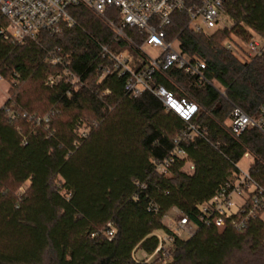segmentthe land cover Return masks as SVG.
<instances>
[{
	"label": "trees",
	"instance_id": "obj_1",
	"mask_svg": "<svg viewBox=\"0 0 264 264\" xmlns=\"http://www.w3.org/2000/svg\"><path fill=\"white\" fill-rule=\"evenodd\" d=\"M223 8L230 29L195 33L186 13L178 12L167 38L187 56L205 60L207 79L223 94L175 68L154 78L197 104L189 123L149 92L127 95L123 78L99 80L95 42L115 53L127 50L134 68L145 64L136 50L143 38L135 30L129 33L135 46L117 43L101 18L79 6L69 10L77 27L62 34H41L23 45L0 37V75L13 85L0 107V264H156L132 255L155 251L157 234L168 232L162 218L171 208L194 217L246 154L248 172L264 188V134L249 128L235 136L229 128L234 106L252 119L260 116L264 55L242 61L226 48L231 36L246 42L251 33L264 34V0H224ZM51 52L69 63L79 83L45 86L47 77L65 69L47 62ZM6 108L48 115V129L34 120L11 122ZM82 125L88 128L83 138ZM189 125L199 135L176 144ZM177 151L186 159L173 156ZM166 158L173 162L165 176L155 163ZM172 249L164 264H264V221L255 218L242 231L228 225L222 233L200 225L191 237L175 238Z\"/></svg>",
	"mask_w": 264,
	"mask_h": 264
},
{
	"label": "built area",
	"instance_id": "obj_2",
	"mask_svg": "<svg viewBox=\"0 0 264 264\" xmlns=\"http://www.w3.org/2000/svg\"><path fill=\"white\" fill-rule=\"evenodd\" d=\"M223 4L224 0H0V37L13 45H23L27 41L37 40L41 34L49 36L62 34L65 29L77 27V22L69 10L79 6L101 18L113 31L117 43L134 45L129 33L135 30L136 34L143 38L141 45L136 46V50L145 59V64L134 68L135 60L127 50L115 53L107 46L95 42L101 59L95 69L99 80L111 75L123 78V89L127 95L138 97L144 92H149L162 102L166 110L189 123L197 111V104L155 84L154 78L175 68L189 77L196 78L198 82L208 83L221 91L216 82L207 79L205 60L187 56L181 52L176 39L169 41L167 38L173 16L178 12L186 13L188 24L195 33L209 35L218 30L230 29L232 23L229 26L223 24L224 19L228 18ZM238 44L236 40H231L226 48L236 54L241 51ZM244 45L250 57L263 56L264 34L253 33ZM144 47L155 50L156 55L149 56L144 52ZM46 60L52 65L64 66L65 69L63 74L47 77L45 86L53 87L63 79L71 85L79 83V77L66 69L69 63L64 62L55 52L49 53ZM2 82L8 87L13 86L12 82L10 84L0 75V83ZM221 93L223 94L222 91ZM5 97L6 101L11 99L8 88L5 90ZM5 113L11 122L19 118L34 120L37 125L43 123L48 129L50 121L48 115L43 118L28 117L9 108L5 109ZM229 128L235 136H239L249 128H256L264 134V104L260 107L258 119L250 118L243 110L234 106L229 118ZM87 133L88 128L85 125L78 130L81 138ZM197 135H199L197 129L189 125L188 132L177 137L175 143L192 140ZM172 154L179 159H186L182 151ZM247 156L248 154L244 157ZM172 162L173 158L157 161L156 172L166 176ZM236 167L237 171L217 188L211 199L199 206L194 217L186 216L175 207L163 216L162 222L169 212H173L172 222L165 226L168 232L163 237L157 235V248L152 254L142 258L146 263L170 262L173 240L183 239L182 235L191 237L200 225L213 227L218 233H222L228 225L236 231H242L247 228L251 220L255 218L262 220L264 188L253 179L248 169L241 170ZM185 170L189 173L193 170V166L187 161ZM231 217L234 218L229 220ZM107 228L105 236L110 240L113 238L114 229L111 223L107 224ZM132 258L135 261L140 260L135 257V253Z\"/></svg>",
	"mask_w": 264,
	"mask_h": 264
},
{
	"label": "rangeland",
	"instance_id": "obj_3",
	"mask_svg": "<svg viewBox=\"0 0 264 264\" xmlns=\"http://www.w3.org/2000/svg\"><path fill=\"white\" fill-rule=\"evenodd\" d=\"M224 25L226 26H229L231 24V21L230 19L228 18H225L224 19V22H223ZM253 33H251L252 35ZM231 40H236V42H238L239 44V48L241 49L240 52H237L235 55L242 61H246L248 60L249 58H251L248 53L246 52V48H245V45H244V42L241 40V39H238V38H235L234 36H231ZM144 52L146 54H148L149 56H152L154 57L156 55V51L155 50H152L151 48L149 47H144L143 48ZM6 81H8L10 84H11V80L8 79V78H5ZM9 89V95H12L13 93V87H8L5 83H0V107L3 106L6 102V97H5V90L6 89ZM251 163V158L250 157H244L242 158V160L237 164L238 168L241 169V170H247L249 168V165ZM57 182L59 184L62 183L61 179L58 178L57 179ZM28 186V183H25L21 186V188L19 189V193H22L24 192V190L27 188ZM172 218H173V212H169L167 214V218H164V221H163V224H165V226H168L170 225V223L172 222ZM263 219H264V216H263ZM166 233L165 232H159L157 235L160 236V237H163ZM182 238L183 239H187L188 237L186 235H182ZM135 257L138 258V259H142L145 257V255L142 253V252H137L135 253ZM160 264V263H159Z\"/></svg>",
	"mask_w": 264,
	"mask_h": 264
},
{
	"label": "crops",
	"instance_id": "obj_4",
	"mask_svg": "<svg viewBox=\"0 0 264 264\" xmlns=\"http://www.w3.org/2000/svg\"><path fill=\"white\" fill-rule=\"evenodd\" d=\"M1 105V104H0ZM247 157H250L249 155L247 156ZM244 158V157H243ZM251 158V157H250ZM262 220L264 221V219H263V216H262Z\"/></svg>",
	"mask_w": 264,
	"mask_h": 264
}]
</instances>
